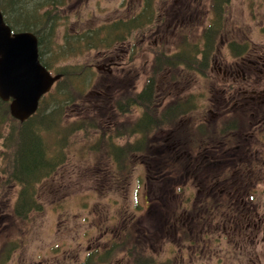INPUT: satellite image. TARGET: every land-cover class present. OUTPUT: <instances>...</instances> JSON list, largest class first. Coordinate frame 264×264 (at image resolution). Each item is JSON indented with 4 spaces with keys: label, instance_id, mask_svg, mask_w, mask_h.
<instances>
[{
    "label": "rangeland",
    "instance_id": "374dc122",
    "mask_svg": "<svg viewBox=\"0 0 264 264\" xmlns=\"http://www.w3.org/2000/svg\"><path fill=\"white\" fill-rule=\"evenodd\" d=\"M40 1L44 0H30L31 4L27 0H13L14 4L11 0H6L8 4L0 0V6L8 7L5 11L8 20H17L18 17L21 22H25L26 12L31 11L32 6L35 7L37 15L48 12L49 16H57L53 43L48 45L47 49L43 48V56L47 58L53 54L52 52L64 51L62 57L52 62L51 70L53 74L58 68L66 72L64 81L58 84L55 90L58 88V96L68 101L64 111L56 112L54 115H58L56 124L59 129H66V132L70 133L67 136L62 133L56 135L55 138L59 140L57 147L62 158H65V163L50 180L43 181L37 187L36 197L40 208L26 219H20L13 213V202L19 187L4 186L3 181L6 180V176L0 174V261L4 264H77L92 249L103 247L105 242L109 243L107 242L109 229L106 230V235L104 229L118 228L124 218L137 219L142 211L140 208L144 206L146 200L144 190L148 183H144L145 174L142 167H134L132 162L126 160L123 171L116 172L113 167H109L112 165L113 155L108 154L109 148L112 147L108 126L111 110H114L115 105L105 108L109 109L107 114H100L99 110L103 109L99 107H93L87 113L84 109L85 114H83L81 105L83 101L91 99L87 95L92 91H105L109 98L114 93L112 90L106 91L109 82L103 75L105 73L98 72L92 65L98 58L121 55L115 50L107 53L118 39L108 46L98 47V35L108 33L98 28L103 24L114 25V22L120 20L122 13L136 14L140 10L141 0L131 2L129 0H47L48 4L37 7V2ZM128 1L129 5H127ZM155 3L162 5L163 1L155 0ZM226 5L228 19L224 21L226 26L224 32L229 28L236 32L245 31V35L254 43L264 47V0H229ZM33 14L34 12L31 15ZM151 16H155L154 11L151 12ZM207 18L194 22L189 34L190 42L196 40L195 36L198 38L203 26L210 24ZM37 23L38 20L34 17L33 21L29 20V25H35L36 28L39 27ZM183 24L184 22L181 23ZM12 25L17 27L15 28L17 30L21 28L18 22H13ZM148 27L149 24H146L125 31V34L131 35L126 40L129 41L127 51L131 48V44L133 48L130 59L134 60L132 91L135 94L140 90L145 78L153 77L152 68L157 66V58L148 53L149 46H153L155 41L153 37H148L147 30L150 28ZM221 43L219 47L223 46ZM68 44L79 47V51L71 52L67 49V52L64 47ZM172 44L173 37L169 36L170 47L167 53L174 51ZM219 51L221 55L227 57L225 54V52L228 54L227 50L220 48ZM131 63L130 61V65ZM136 73H139L137 79ZM127 77L119 87L122 91L128 88V85H125L128 83ZM210 79L207 81L211 82ZM187 86H182V91L186 90L188 91L186 93L197 96L194 102L201 108H196L198 113L196 128L198 125L202 127L201 119L204 115L200 113L204 110V104L201 98L210 94L211 91L208 90L210 84L198 79L194 86ZM61 88L63 91L60 90ZM254 89L264 90V80ZM199 96L201 97L198 98ZM184 98L188 99L187 96ZM45 101L41 117H48V114H51L50 109L57 105L50 97H46ZM114 102L111 100L112 104ZM104 103L105 100L102 101V104ZM78 104H80L79 109ZM83 117L88 123L75 131L73 124L78 123ZM47 124L49 130L55 128L51 122ZM44 128L47 129L46 126ZM47 134H51V131ZM41 135L48 142L49 137H45L43 132ZM20 144V152L25 155L28 153V144L23 139L19 140L18 147ZM10 147V143L9 149L0 143V167L7 168L9 165L14 152V147H11L12 149ZM121 150L126 154V148L123 147ZM36 151V147L33 146V157L36 156ZM133 154L138 153L133 152ZM166 156L170 158L174 155L166 153ZM29 159L30 157L25 158L24 163L29 162ZM249 169L248 175L251 179L259 181L258 203L264 209V162L254 166V169ZM233 171L236 170L232 169L231 174ZM176 179L177 177L166 179L163 186L166 188L173 186ZM179 196L170 201L169 205L174 206L173 203L177 205L181 200ZM122 209L128 212H121ZM116 246L109 257L104 258L115 264H134L135 261L140 264H264V226L256 242H240L229 234L221 233V242H195L191 250H187V242H181L175 247L164 243L155 244L153 250L151 247H137L134 242H119ZM6 256L8 257L4 261Z\"/></svg>",
    "mask_w": 264,
    "mask_h": 264
},
{
    "label": "flooded vegetation",
    "instance_id": "af4514ba",
    "mask_svg": "<svg viewBox=\"0 0 264 264\" xmlns=\"http://www.w3.org/2000/svg\"><path fill=\"white\" fill-rule=\"evenodd\" d=\"M162 1V5H157L155 0H141L140 10L136 14L122 13L119 17L120 21L135 16L147 19L150 14H146L145 12L148 11H143V8L147 9L146 3H149L155 14L154 17L151 16L150 28L148 27L147 30L148 37L155 39L153 46L150 45L149 49L151 51L157 48L162 57L166 55L167 38L173 33H179L180 23L198 19L203 21L207 17H209L207 21L216 18L224 21L228 19L225 9L226 1L222 4L212 3L215 0ZM212 6L222 11V14L212 10ZM130 36V34L118 32V40L107 53L115 50L121 55L98 58L95 60L96 64L92 66L98 72H104L106 80L109 83L112 82V87L117 91L120 90L123 79L130 75L125 85H128L126 91L132 95L125 97L116 95L118 99L115 102L119 100V105L114 102V110H111L110 114V127L108 126L111 145L116 148H126V154L125 158H123L124 154H121V159L118 156L113 158L110 167L118 172L119 166L124 167V160L132 162L134 167H142L145 174L144 183H148L144 190L146 200L144 206L140 208L142 211L137 219L124 218L118 228L104 229L105 235L106 230L109 229L107 239L109 243L105 242L103 247L92 249L77 264H115L110 260L108 263H101V257L111 252L119 242H130V240L137 242L141 248L151 247L152 250L155 244L164 243L175 247L181 242H187V250H191L195 242H221V233L229 234L240 242H256L264 226L263 207L258 203L257 195L259 181L252 180L248 170L230 174L229 151L231 148H234L233 150L236 148L235 153H239L247 143L254 159L248 161L242 158L232 162L246 164L252 162L254 166L264 162V90L254 89L264 80V47L254 43L250 37L247 38L245 31H229L228 35L224 34V40L221 43L223 46L217 47V50L219 48L227 50L228 54L225 52L227 57L218 52L212 59L209 71L213 81L209 84L210 87H214L210 94L202 98L204 118L201 121L205 126L212 124L208 128L211 129L209 142L203 143L202 138H199L191 129V124L198 115L195 109L180 118V122H176L174 128L152 126V132L147 133L142 139L143 132L134 134V131L148 109L152 108L151 115L158 118L169 109L179 114L176 103L185 101L184 95L181 94L183 79L178 77L179 79L175 81L166 80L165 73L162 71L159 74L160 80L154 81L155 85L152 83L153 91L156 86L158 92L152 96L147 94L141 100L149 104H135L134 99L138 96L133 95L132 91L134 60L130 59L133 48L131 44V48L127 51L129 41L126 40ZM230 41L237 44L238 52L236 53L242 55L232 56ZM145 64L147 65V61ZM193 74L195 79H190V86L192 82L197 83V75L195 72ZM137 76L136 73L135 77ZM184 81L187 83V80ZM208 90L210 91V88ZM147 91H149L148 87ZM87 96L91 99L81 103L83 114L93 107H113L111 103L113 97L109 98L100 91H92ZM104 100L105 103L102 104ZM116 106L119 107L118 110ZM99 113L107 114L109 109L99 110ZM230 121H233L237 129L235 132L243 143L231 145L230 132L223 128V126H230ZM130 132L132 135L129 134ZM167 132L170 136L172 134L176 137L179 149L189 150L182 157L176 156L174 161L166 156V148L170 147L166 144ZM217 135L221 139L215 138ZM141 139L143 140L140 144L142 152L133 154L135 141ZM167 163H170V166L175 165L176 169L175 175L169 178L177 177L174 185H170L169 188L163 186L166 183L164 178ZM181 167L183 168L180 170ZM178 195L181 197L180 202L170 206L169 202ZM131 210L134 211L133 208ZM121 212H128V210L122 209Z\"/></svg>",
    "mask_w": 264,
    "mask_h": 264
},
{
    "label": "trees",
    "instance_id": "16d2710c",
    "mask_svg": "<svg viewBox=\"0 0 264 264\" xmlns=\"http://www.w3.org/2000/svg\"><path fill=\"white\" fill-rule=\"evenodd\" d=\"M3 1L6 2V0ZM225 1L227 4L228 0H218L217 2L222 4ZM27 2L31 4L30 0L29 1L27 0ZM11 3L14 4L13 0H11ZM48 3L49 1L47 0L37 2V7H43ZM146 5L148 6V8L147 9L143 8V11L146 10L151 11L150 4L146 3ZM212 8H214L213 10L218 12L220 15L222 14V11H218V9L215 6H212ZM7 10H8L7 6H3V5L0 6V11L2 12L4 16V20L7 22V24L12 26L13 22H18L21 25V28L19 30H24L33 33L37 38V42L39 46V60L41 64L47 69H53L52 62L62 57L64 51L59 50L52 52L53 54H51L47 58H44L43 48L47 49L48 45L53 43L52 39L54 38L55 35V25H56L55 20L57 19V16L56 15L49 16L48 12H46L44 15H37L35 13L36 12L35 7L33 8L32 6V9L30 7L31 11L26 12V19H25L26 21L21 22L18 19V17L16 18L17 20H13V19L8 20L5 15L6 13L5 11ZM183 10H186V8H183ZM33 12L34 14L32 16L31 14ZM145 13L147 14V12ZM33 17L36 20H38L37 23L39 25L38 28H36L35 25H29V20L33 21ZM145 20L148 19H141L138 16H136L126 21L116 22L114 25L103 24L98 29L101 30L103 29V32H108L107 34H102L104 45L109 40L110 42H113L115 39H118L117 37L118 32L125 33V31L127 30H134L139 27H143L144 26L143 21ZM223 23L224 22L211 23L207 28L204 29V31L200 34L198 39H196L194 42H190L189 34L193 29L192 26L194 23L193 21L185 22L183 24V27L181 28L182 31L176 33V35L178 34L180 35L181 33L182 35L179 36V38L177 39V44L176 45L173 44L175 53L172 55H165L164 57H162L161 53L159 52L160 58L156 59L157 66L156 67L153 66L152 68L154 70V76L150 79L149 83L147 82L146 86L141 92L135 94L138 97L134 99V103L138 105L149 104L141 100L144 99L143 97L147 96V94H149V96H152L158 92L157 91L158 88L156 86L153 91L152 83H154L155 85L154 82L156 81L155 76L164 70L170 74L171 79L174 81L175 79L178 80L179 79L178 77H181L183 79V81H181L183 87H188L187 85H190V79L192 78V76H194L193 72H195L197 76L202 77L204 80L207 79L210 76L209 69L212 63V59H214L218 54L216 53V50L218 47L219 37L220 35L224 36V34H228L230 31L227 30L226 32H224ZM12 29L15 30L13 27ZM76 41L77 39L75 40V43ZM234 43L235 42H231L232 44L231 53L233 56L236 57L241 53L239 54L236 53L238 52L237 51L238 46L237 44ZM58 49H60V47H58ZM64 49L66 51L67 49H69V51L71 52L79 51V47H74V45L71 46V44H68L67 47L65 46ZM56 73H60L62 75L61 79L58 80L57 82L58 85L64 81L66 77V72L61 71L58 68L56 70ZM184 80H187V83ZM147 87L149 88V91H147ZM62 89L63 88H61L60 90ZM113 92L114 93H112L110 96L113 97L112 98L113 101H116L118 99L117 96L115 97L112 96L113 94H117L123 97L132 95L128 91L126 90L122 91L121 89ZM186 92L188 91L183 90L181 94L182 95L185 94L184 96H188V99H185V101H180V102L177 101L176 103L178 106L179 114L174 111L172 112V109H169L165 112V114L161 115L158 118L151 115L152 108L149 107L150 109H148L146 115L141 120V122L144 123V125L141 122H139L137 129L134 131V134L136 132L141 131L143 132V135L141 137L142 139H144L147 133L152 132V126H157L160 128H174L175 123L178 121L180 122V118H183L184 115H186L187 113L190 112V110L195 108V102L193 100L194 99L193 97L195 95H191ZM101 94L107 96L105 91L101 92ZM46 97L52 98V100H54V102H56L57 105L53 109H50L49 112H51V114L50 115L48 114V117H41V110L43 108ZM46 97L42 98V100L40 101V105L37 112L23 123H19L18 121L11 118L8 111V104L0 100V143L7 149H9V143L11 147H14V152L12 154L11 161L8 163L9 165L7 166V168L4 166L0 167V174H4L6 176L5 178L6 180L3 181L4 186H10V187L13 186V188L19 187V191L13 202V213L16 215V217L20 219H26L31 213L35 212L37 209L40 208V204L37 202V197H36L38 192L37 187L41 183H43V181L47 182L48 180H50L59 171V169L63 167V164L65 163V158H62L60 151L58 150L57 147V142L59 140L56 139L55 137L56 135H58V133L60 134L62 133L63 135L67 136L70 132H66V129L63 130V128L59 129L58 125L56 124V118L58 115H54V113L64 111V107L68 100L61 99L58 96V88L56 90L54 89ZM115 103L119 105V100ZM79 106L80 104H78V109ZM118 109L119 107L116 106V110ZM49 118L53 120L50 121L48 120ZM150 120L152 121V124ZM47 122H51V124L55 128L49 130L50 127L49 124H47ZM87 123H88L87 120L83 117V119L81 120L79 119L78 123L73 124V128L75 131L80 130ZM74 125H76V127H74ZM45 126L47 127V129L44 128ZM223 128H226V131L228 130L230 132L229 137H230L231 145L232 144L237 145L239 143H243V140L239 138L237 133L235 132L237 129H235V125H233V121H230V126H223ZM210 130L211 129L204 130L203 128H200L197 129V131H195L194 133L197 134L199 138H202V141L204 143V142H209L211 140ZM50 131L51 134H47V132ZM42 132L45 137H49L48 142L47 139L45 138L43 139V136L41 135ZM4 134H6L7 136H5ZM129 134L132 135L131 132ZM215 138L221 139L218 135L215 136ZM21 139H23V141L26 140V144H28L27 147L28 153L26 154L28 157H30L29 159L30 161L27 163L24 162L26 161L25 158L28 157L26 156V154L23 155L20 152L21 144L20 147H18V142ZM142 139L135 141L133 145L134 148L133 152H139V153L142 152L141 149L142 145H140L143 142ZM166 144L167 146H170L166 148L167 149L166 153H170L174 155L173 157H170L172 161H174V158L178 156V154L182 157L184 156V154H187L189 152V150L179 149L177 147L176 137L172 136V134L170 136L168 132L166 135ZM33 146L36 147L37 150L35 154L36 156L34 157H33ZM111 146L112 147L109 148L108 154L111 155L112 153L113 158L118 156L119 159H121L122 158L121 154H125V152H123L121 149L116 148L114 145ZM249 148L250 147L247 143L240 150L239 153H235L237 152L235 151L236 148L235 150H233L234 148H231V150L229 151L230 160H231L229 164L230 174L232 169H235L236 171L239 172H247L248 170L249 173H250L249 168L254 169V164L252 162L251 163L248 162L247 164L245 162H241V163L236 162V164H233L232 162L233 160H238L242 158L248 161H252L254 156L252 151L249 150ZM170 165H171L170 163H167L165 165L166 176L164 179H170L169 177H173L175 175L176 172V169L174 167L175 165L174 166H170ZM182 168L183 167H181L180 170ZM123 170L124 167L122 165L119 166L118 172ZM232 173H234V171ZM130 242H132V240H130ZM134 244L135 246L140 247L137 245V242H134ZM116 247H114V249L111 252L109 251L101 257L102 258V261L100 260L101 263H108L107 259L104 258L105 257L108 258L109 254H111L116 249ZM7 257L8 256H6V258L4 257V261L5 259H7ZM133 263L140 264L137 261ZM0 264H4V263L0 261Z\"/></svg>",
    "mask_w": 264,
    "mask_h": 264
},
{
    "label": "water",
    "instance_id": "95a60500",
    "mask_svg": "<svg viewBox=\"0 0 264 264\" xmlns=\"http://www.w3.org/2000/svg\"><path fill=\"white\" fill-rule=\"evenodd\" d=\"M59 78L39 62L36 37L12 34L0 13V100L9 102L10 116L20 123L31 117Z\"/></svg>",
    "mask_w": 264,
    "mask_h": 264
}]
</instances>
